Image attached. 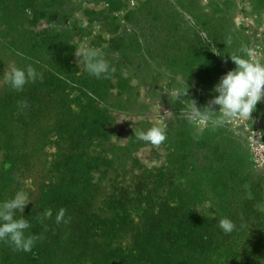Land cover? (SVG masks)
<instances>
[{
    "label": "rangeland",
    "instance_id": "obj_1",
    "mask_svg": "<svg viewBox=\"0 0 264 264\" xmlns=\"http://www.w3.org/2000/svg\"><path fill=\"white\" fill-rule=\"evenodd\" d=\"M261 1L32 0L27 7L22 0L18 12H0V39L40 59L24 67H33L37 79L54 75L63 82L75 101L72 109L95 111L99 126L85 153L100 160L101 172L93 176L101 178L105 193L145 187L180 200L189 164L222 176L234 167L244 180L240 188L264 214V101L250 118L220 127L192 114L194 103L200 110L210 104L214 86L235 68L229 56L246 48L245 59L264 63ZM85 51L98 52L109 72L91 75ZM153 126L165 132L158 145L134 135ZM205 192L199 210L213 217L221 203L208 188Z\"/></svg>",
    "mask_w": 264,
    "mask_h": 264
},
{
    "label": "trees",
    "instance_id": "obj_2",
    "mask_svg": "<svg viewBox=\"0 0 264 264\" xmlns=\"http://www.w3.org/2000/svg\"><path fill=\"white\" fill-rule=\"evenodd\" d=\"M21 2L0 0V12L16 13ZM24 2L29 7L32 0ZM38 60L0 39V201L27 192L26 235L37 237L29 252L0 241V264H264V214L240 188L244 180L234 167L222 176L189 164L180 200L145 187L105 193L93 176L100 160L85 153L99 126L95 111L72 109L74 99L54 75L20 91L11 87L6 72ZM207 188L221 203L213 217L199 210ZM238 194L243 198L233 199ZM60 209L65 216L58 223ZM47 210L53 214L43 219ZM240 216L246 220L231 233L220 228L222 218Z\"/></svg>",
    "mask_w": 264,
    "mask_h": 264
},
{
    "label": "clouds",
    "instance_id": "obj_3",
    "mask_svg": "<svg viewBox=\"0 0 264 264\" xmlns=\"http://www.w3.org/2000/svg\"><path fill=\"white\" fill-rule=\"evenodd\" d=\"M240 52L241 55L229 56L235 68L224 74L214 86L213 91L216 95L210 104L200 110L194 103L192 114L198 117L200 122L207 121L213 127H220L230 119L250 118L257 105L264 101V63L245 59L244 54H250V50L246 48ZM83 57L86 70L91 75L99 78L109 72V64L98 52L85 51ZM38 75L31 66L13 67L8 74V80L13 89L20 91L27 83L34 82ZM213 106H219V110H214ZM134 135L140 140L156 145L166 138L164 129L159 126H153ZM30 202L32 201L24 190H18L13 197L0 201V241H7L16 250L24 252L31 251L37 239L34 235H26L31 225L23 213ZM52 214V210H47L42 218H50ZM64 216L65 210L60 209L56 221L59 223ZM219 226L225 233H231L236 227L227 217L219 221Z\"/></svg>",
    "mask_w": 264,
    "mask_h": 264
}]
</instances>
